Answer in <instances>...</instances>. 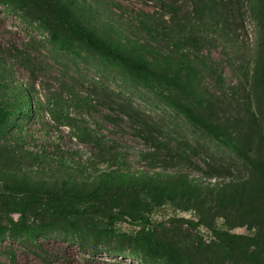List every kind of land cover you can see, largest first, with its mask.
Instances as JSON below:
<instances>
[{"label": "rangeland", "instance_id": "374dc122", "mask_svg": "<svg viewBox=\"0 0 264 264\" xmlns=\"http://www.w3.org/2000/svg\"><path fill=\"white\" fill-rule=\"evenodd\" d=\"M114 3L132 34L143 27L135 12L149 13L159 33L141 36L164 50L171 38H188L207 98H190L95 43L109 32L103 7L80 0L67 15L57 0H0V65L33 92L30 117L0 121V227L14 228L0 230V264H169L124 245V233L165 242L183 264H264L251 245L258 229L239 221L237 209L226 217L181 197L99 187L106 161L77 128L115 141L135 170H182L212 184L250 175L264 187V3L114 0L113 12ZM9 101L1 89L0 105ZM186 108L226 125L228 134L195 123ZM19 201L26 222L7 211ZM22 224L37 226V237L20 231Z\"/></svg>", "mask_w": 264, "mask_h": 264}, {"label": "trees", "instance_id": "16d2710c", "mask_svg": "<svg viewBox=\"0 0 264 264\" xmlns=\"http://www.w3.org/2000/svg\"><path fill=\"white\" fill-rule=\"evenodd\" d=\"M57 1H59L65 14L69 15L71 11L68 5L75 2L79 4L80 0ZM93 1L81 0L84 5L82 7L85 8V5L89 9L103 7L105 13L100 18V22L109 30L103 36H96L95 43L110 54L122 58L123 61H131L144 70L151 71L171 86L180 89L190 98H207V92L201 85L200 72L197 66L198 61L186 45L188 38H171V47L164 50L158 43L154 42L155 40H149L141 36L143 33L148 35L155 34V32L159 33V29L152 26L153 22L149 13L144 10L135 12L140 25L143 27H139V34H132L128 32L127 27L124 25L126 18L122 16L124 13L123 10L121 11L120 3H114L116 9L113 12L110 2L114 0ZM261 2L264 3V0H261ZM206 5L210 11H213V6L209 3ZM99 10L96 9L98 15H102ZM78 18L77 23L82 25L80 19L83 18V15L79 14ZM162 34L170 36L169 33ZM203 65L207 64L203 63ZM1 89L7 92L10 101L0 105V121H5L11 116L23 115L30 117L33 114V108L30 105L32 100L30 94L33 92L12 81L9 77V68L6 65H0ZM184 112L195 123L207 128L213 126L222 133L228 134L226 125L215 123L210 118L204 117L189 108L184 109ZM77 128L82 141L93 143L97 148L98 158L106 161V167L98 172L97 183L99 187L130 185L145 192L159 194L167 198L181 197L186 201L200 202L216 206L218 209H224L227 211L226 217L227 213H232L237 209L242 213L237 218L239 221H246L245 223H249L258 229L251 245L255 247L257 254H261L260 259L264 262V187L261 186L257 177L254 178L249 175L246 178H231L228 181L222 180L212 184L210 182L204 183L201 179L182 170H135L127 164L125 153L115 141H107L104 136H99L89 128L78 126ZM259 134L263 135L264 132L259 130ZM261 139L264 141L263 136H261ZM250 161L252 166L256 168L257 162L253 159H250ZM150 165L157 166L158 164L151 161ZM187 166L195 167L192 164H187ZM250 169L251 171L254 170L252 167ZM206 175L216 177V173L213 171H207ZM26 210L25 204L21 201L7 205V211L10 214H18L20 222H26ZM13 229L11 226L0 227L1 231H12ZM39 230L37 226L30 224H22V227H20V231L31 238L37 237ZM120 239L124 245H138L150 259L164 258L169 264H183L181 258L161 240L153 237L144 239L139 234L132 235L129 233L122 234Z\"/></svg>", "mask_w": 264, "mask_h": 264}]
</instances>
